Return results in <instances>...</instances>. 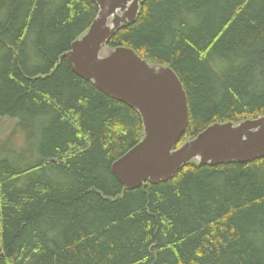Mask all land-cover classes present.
I'll return each instance as SVG.
<instances>
[{"label": "trees", "instance_id": "16d2710c", "mask_svg": "<svg viewBox=\"0 0 264 264\" xmlns=\"http://www.w3.org/2000/svg\"><path fill=\"white\" fill-rule=\"evenodd\" d=\"M98 13L92 0H0V121L41 139L18 166L0 137V264H264V158L190 164L135 190L113 175L142 118L60 62ZM107 46L179 76L190 111L179 147L264 116V1L146 0Z\"/></svg>", "mask_w": 264, "mask_h": 264}, {"label": "water", "instance_id": "95a60500", "mask_svg": "<svg viewBox=\"0 0 264 264\" xmlns=\"http://www.w3.org/2000/svg\"><path fill=\"white\" fill-rule=\"evenodd\" d=\"M99 15L60 62L106 96L134 109L142 118V139L112 164L127 190L173 179L190 164L199 167L246 163L264 158V116L240 123H216L177 147L190 122L189 99L169 67L142 59L134 50L107 48L117 30L135 23L146 0H92Z\"/></svg>", "mask_w": 264, "mask_h": 264}, {"label": "rangeland", "instance_id": "374dc122", "mask_svg": "<svg viewBox=\"0 0 264 264\" xmlns=\"http://www.w3.org/2000/svg\"><path fill=\"white\" fill-rule=\"evenodd\" d=\"M0 137L4 140L1 154H16L19 157L18 166L31 164L38 155L36 144L41 140L40 137L34 130L20 126L18 119L6 118L0 121Z\"/></svg>", "mask_w": 264, "mask_h": 264}, {"label": "bare ground", "instance_id": "6f19581e", "mask_svg": "<svg viewBox=\"0 0 264 264\" xmlns=\"http://www.w3.org/2000/svg\"><path fill=\"white\" fill-rule=\"evenodd\" d=\"M197 2H198V1H197ZM229 2H230V1H229ZM235 2H236V1H235ZM31 3H32V2H31ZM190 3H191V2H190ZM202 3H203V2H202ZM253 3H254V2H253ZM209 4H210V3H209ZM216 4H217V3H216ZM232 4H233V3H232ZM196 5H197V4H196ZM259 5H260V4H259ZM58 6H59V5H58ZM61 6H63V5H61ZM258 7H259V6H258ZM57 8H58V7H57ZM181 8H182V7H181ZM261 8H262V7H261ZM40 9H41V8H40ZM204 9H205V7H204ZM230 10H231V9H230ZM20 11H21V10H20ZM227 11H229V10H227ZM49 12H50V11H49ZM99 12H100V10H99ZM230 12H231V11H230ZM173 13H174V12H173ZM181 13H182V12H181ZM47 14H48V13H47ZM179 14H180V13H179ZM251 14H252V13H251ZM258 14H259V13H258ZM44 15H45V14H44ZM53 15H54V14H53ZM82 15H83V14H82ZM98 15H99V13H98ZM98 15H97V17H98ZM254 15H255V14H254ZM259 16H260V14H259ZM49 17H50V16H49ZM82 17H83V16H82ZM97 17H96V18H97ZM76 19H77V18H76ZM214 19H215V18H214ZM75 21H76V20H75ZM94 21H95V19H94ZM94 21H93V22H94ZM183 21H184V20H183ZM44 22H45V21H44ZM92 24H93V23H92ZM92 24H91V26H92ZM171 24H172V23H171ZM91 26H90V27H91ZM89 29H90V28H89ZM89 29H88V30H89ZM170 29H171V28H170ZM88 30H87V31H88ZM87 31H86L85 33H87ZM76 32H77V31H76ZM80 33H81V32H80ZM85 33H84V34H85ZM84 34H83V35H84ZM189 34H190V33H189ZM83 35H81V36H83ZM81 36H80V37H81ZM0 38H1V37H0ZM109 39H110V38H109ZM109 39H108V40H109ZM107 42H108V41H107ZM210 42H211V41H210ZM8 43H9V42H8ZM35 45H36V44H35ZM106 45H107V44H106ZM50 47H51V46H50ZM120 47H121V46H120ZM107 48H108L109 50H114V49H116V48H110V47H108V46H107ZM117 48H118V47H117ZM127 48H130V47H127ZM130 49L134 50V51H135V52H136V53H137L142 59L147 60L148 62H152V63L155 64V65H162V64H158V63H155V62H153V61H150V60H148V59H145V58H143V57H142V56H141V55H140L135 49H133V48H130ZM41 50H42V49H41ZM22 51H23V50H22ZM42 52H43V51H42ZM20 54H21V53H20ZM244 57H245V56H244ZM38 58H39V57H38ZM245 58H246V57H245ZM23 59H24V58H23ZM26 59H27V58H26ZM65 61H66V60H65ZM57 63H59V62H57ZM55 66H56V65H55ZM162 66L169 67V66H167V65H162ZM169 68H171V67H169ZM244 68H245V67H244ZM171 69H172V68H171ZM172 70H173V69H172ZM173 71H174V70H173ZM175 73H176V72H175ZM232 75H234V74H232ZM229 77H230V76H229ZM183 86H184V85H183ZM4 88H5V87H4ZM5 91H6V90H5ZM18 99H19V98H18ZM49 106H50V105H49ZM3 116H4V115H3ZM39 117H40V116H39ZM45 117H46V116H45ZM263 237H264V234H263ZM259 238H260V237H259ZM254 240H255V239H254ZM254 240H253V242H254ZM253 242H252V243H253ZM263 242H264V241H263ZM257 243H258V242H257ZM254 244H255V242H254ZM254 244H253V245H254ZM260 244H261V243H260ZM260 251H261V250H260Z\"/></svg>", "mask_w": 264, "mask_h": 264}]
</instances>
